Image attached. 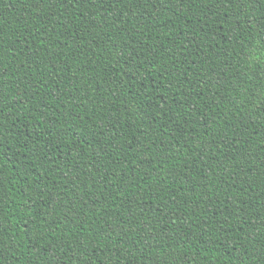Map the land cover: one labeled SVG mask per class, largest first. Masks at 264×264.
Segmentation results:
<instances>
[{
    "label": "trees",
    "instance_id": "1",
    "mask_svg": "<svg viewBox=\"0 0 264 264\" xmlns=\"http://www.w3.org/2000/svg\"><path fill=\"white\" fill-rule=\"evenodd\" d=\"M264 0H0V264H264Z\"/></svg>",
    "mask_w": 264,
    "mask_h": 264
},
{
    "label": "snow or ice",
    "instance_id": "2",
    "mask_svg": "<svg viewBox=\"0 0 264 264\" xmlns=\"http://www.w3.org/2000/svg\"><path fill=\"white\" fill-rule=\"evenodd\" d=\"M59 2V0H52V3L55 4ZM68 2L71 4L74 2V0H68ZM159 3H163V0H158ZM248 2L249 6H251V0H241V3ZM261 24L264 25V20L261 21ZM262 32H264V28L261 29ZM0 102H2V97H0Z\"/></svg>",
    "mask_w": 264,
    "mask_h": 264
}]
</instances>
